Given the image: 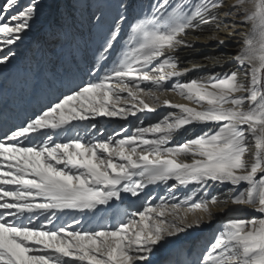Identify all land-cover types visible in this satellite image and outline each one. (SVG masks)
<instances>
[{
	"label": "snow or ice",
	"instance_id": "6c2138e0",
	"mask_svg": "<svg viewBox=\"0 0 264 264\" xmlns=\"http://www.w3.org/2000/svg\"><path fill=\"white\" fill-rule=\"evenodd\" d=\"M83 2L4 0L0 73L41 14L48 39L70 43ZM95 2V27L104 5L115 14L94 79L0 135V264H150L158 247L232 209L256 215L226 216L169 264H264V0H153L131 22L130 0ZM211 41H235L236 52L181 66V49ZM193 71L207 74L186 78ZM169 92L185 102L157 94ZM161 107L155 122L125 126ZM96 117L125 125L107 137L78 126ZM126 196L142 202L122 206Z\"/></svg>",
	"mask_w": 264,
	"mask_h": 264
},
{
	"label": "bare ground",
	"instance_id": "6f19581e",
	"mask_svg": "<svg viewBox=\"0 0 264 264\" xmlns=\"http://www.w3.org/2000/svg\"><path fill=\"white\" fill-rule=\"evenodd\" d=\"M1 1L2 0H0V2ZM20 2L23 4L25 0H20ZM152 2L153 0H130L132 5L131 8L134 7V9H132V15H134V17L137 16ZM96 8L97 3L95 0H84L80 10L76 13L77 23L74 29V38L70 43L61 44L56 42V47L54 49L50 48L52 41L48 39L50 17L47 14H41L32 22L31 31L24 34L22 40L15 47V59L5 66L3 72L0 73V135L21 124L50 103L55 102L57 97L68 93L70 89H74L83 82L94 79L90 73V69L94 63V54L99 45L103 43L108 28L112 26V18L115 14L114 10L109 5H104L105 23L103 27H95L91 23V13L95 11ZM124 26L126 28L127 25ZM207 27L208 31L199 34L200 41H204L206 37L212 33L213 29L211 25ZM217 35L221 38H226L223 31L217 33ZM237 36H239V33H237ZM193 38L194 36L192 33H189L186 37V39L189 40ZM118 43L116 49L113 51V57L119 50ZM236 47L235 41L224 47L219 46L215 41L198 43L193 49L184 48L180 50L179 56L183 61L181 66L187 67L193 62L205 63L206 61L202 59L203 57H219L220 53L225 54L222 59H228L235 54ZM207 63H210V61ZM110 64L111 60L109 61V65ZM228 67L235 68V64H229ZM215 70L220 71L219 68ZM100 74L102 75L103 72ZM206 74L207 73L202 71H193L186 78L190 79ZM157 94L161 95L162 98L164 95H167V98L173 102H185L182 98L171 92ZM165 109L166 108L162 107V112L160 114L150 113L147 116L142 114L139 118L147 123V118L156 119L164 113ZM100 118L107 117H96L93 120L80 123L78 126L83 129L85 124L90 125L95 123L97 125V120ZM137 121L138 119L130 117L125 126L132 129L133 126L139 123ZM111 123L113 122H111L109 118L104 122L106 126H110ZM122 125H124V122ZM120 127L114 131L119 132ZM104 128L105 127H102V129ZM88 131L91 132L94 137L98 136L95 130L90 127ZM179 139H183V134H181ZM147 191L150 193L157 192L163 194L162 186L158 188L150 185ZM184 191L185 189L181 188L177 191L176 195L180 196ZM218 191H224V189L219 185L212 189L213 194ZM137 202L138 200L135 198L126 196L122 206L133 203L136 206V204H138ZM129 210L133 211L135 208H130ZM241 210L242 209H232L226 214H218L210 225L183 235L185 239L189 238V240L185 241L182 246H194L198 241L211 239L219 223L225 219L226 216L245 218L256 215V213L249 210ZM214 211L217 210L214 209ZM170 242L171 241H169V243ZM179 247L180 246L176 248L165 246V249L169 251H166L168 255L161 258L156 264H169L170 259L176 256V250Z\"/></svg>",
	"mask_w": 264,
	"mask_h": 264
},
{
	"label": "rangeland",
	"instance_id": "374dc122",
	"mask_svg": "<svg viewBox=\"0 0 264 264\" xmlns=\"http://www.w3.org/2000/svg\"><path fill=\"white\" fill-rule=\"evenodd\" d=\"M4 2V0H2L1 2H0V5H2V3ZM132 9H134V7L133 8H131L130 9V11H129V13H128V20H129V22H131L132 21V19H133V17H134V15H132ZM124 32L125 33H127V26H126V28H125V26H124ZM125 39H126V37L125 36H122L121 37V40L119 41V43H118V49H120V47H121V44L122 43H124L125 42ZM52 41V40H51ZM56 47V42L55 41H52V43H51V49H54ZM162 112V107L161 108H159L158 109V111H157V113L156 114H160ZM166 113V109H165V111H164V113L162 114V115H164ZM142 114H140L139 116H141ZM161 115V116H162ZM107 120V118H100V119H98L97 120V128L95 129V132H96V134L98 135V136H104V137H107L108 135H110V134H112V132L115 130V129H118L121 125H122V123L124 122V121H122V120H117V119H115V118H109V120L111 121V122H113V123H111L110 124V126H106L105 124H104V122ZM141 119L139 118V120L137 121V122H139ZM155 120L156 119H150V117L149 118H147V120H146V122L148 123V121H151V122H155ZM147 123H145V124H147ZM115 124V125H114ZM124 125H125V122H124ZM102 127H105L104 129H102ZM134 127V126H133ZM132 127V128H133ZM143 199V198H142ZM142 202V200H138V204H136V206L138 207L139 206V204ZM245 210H247V209H242L241 211H245ZM179 240V241H178ZM178 240H173V242L171 241L170 243L168 242V243H166V244H163V245H161L160 247H158L157 249H156V251H155V253L152 255V257H151V260H150V264H156L158 261H160V259L161 258H163V257H165L166 255H168V253L166 252V251H168V249H165V246H171V247H177V246H182V244L185 242V241H187V240H189V238L187 239H185V236H181ZM169 252V251H168ZM171 252V251H170ZM170 254V253H169Z\"/></svg>",
	"mask_w": 264,
	"mask_h": 264
}]
</instances>
